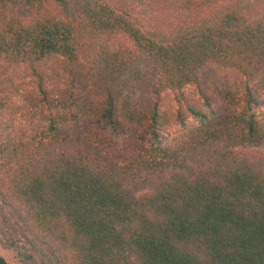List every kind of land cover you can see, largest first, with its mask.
Listing matches in <instances>:
<instances>
[{
	"label": "trees",
	"instance_id": "obj_1",
	"mask_svg": "<svg viewBox=\"0 0 264 264\" xmlns=\"http://www.w3.org/2000/svg\"><path fill=\"white\" fill-rule=\"evenodd\" d=\"M261 74L264 0H0V247L264 264Z\"/></svg>",
	"mask_w": 264,
	"mask_h": 264
},
{
	"label": "rangeland",
	"instance_id": "obj_2",
	"mask_svg": "<svg viewBox=\"0 0 264 264\" xmlns=\"http://www.w3.org/2000/svg\"><path fill=\"white\" fill-rule=\"evenodd\" d=\"M234 81H235L234 76H230V75L226 76L227 84L232 86ZM254 81H256L258 84L263 83L264 76L262 74L257 75L254 77ZM124 88L128 89L127 94L130 95V100L132 99L137 102H140L139 100L141 96V89H140L138 80H135L134 78L129 77L128 82L124 84ZM172 108H173V105L170 102L169 96H166L161 104V109L166 112L167 117L170 116V112ZM175 126L176 125L172 124L170 121V127L173 128ZM263 147H264V137L254 143H244L242 145L236 146V148L246 149V150H256V149L263 148ZM0 255L4 258V260L7 263L18 264L17 259L11 250L3 249L2 247H0Z\"/></svg>",
	"mask_w": 264,
	"mask_h": 264
}]
</instances>
